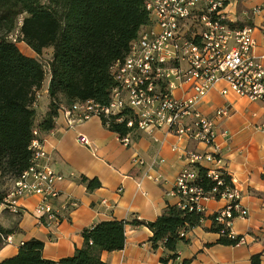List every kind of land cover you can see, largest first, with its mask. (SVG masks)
Here are the masks:
<instances>
[{"label":"crops","instance_id":"crops-1","mask_svg":"<svg viewBox=\"0 0 264 264\" xmlns=\"http://www.w3.org/2000/svg\"><path fill=\"white\" fill-rule=\"evenodd\" d=\"M257 2L252 0L250 5ZM260 19L256 20V23ZM257 54L264 53V30L257 29ZM39 95L40 118L48 112V84ZM223 84L208 93L202 110L212 115L216 109L231 106V115L220 120L217 143L220 147L218 165L207 164L230 176L240 192V204L248 216L234 219L231 231L243 240L236 245L217 243L221 235L211 230L212 220L206 219L190 230L187 243L180 242L178 253L189 264H251V257L261 254L264 264V106L245 97L221 94ZM64 109L56 119L55 129L45 136V147L52 167L64 177L57 184L60 196L55 204L61 207V220L51 228L30 213L41 201L39 195L24 198V213L15 214L0 207V224L6 228L17 224L12 241L0 247V261L17 254L20 245L36 238L44 242V257L58 261L72 256L84 244L82 231L96 223L124 220L126 244L120 251H102L100 258L109 264H174L164 263L162 247L154 250L150 242L153 232L136 221H154L167 204H178L173 195L176 178L187 161L183 150L203 151L195 142H185L166 130L148 135L132 136L133 144L124 146L118 133L93 117L70 127ZM227 132V133H226ZM226 133V134H224ZM90 140V146L80 144L79 135ZM177 147V150H174ZM144 165H136L135 158ZM163 160V162H161ZM148 174L158 178L151 180ZM99 180L101 186L89 190L82 178ZM122 192H119V189ZM206 215L220 212L227 201H203Z\"/></svg>","mask_w":264,"mask_h":264},{"label":"built area","instance_id":"built-area-1","mask_svg":"<svg viewBox=\"0 0 264 264\" xmlns=\"http://www.w3.org/2000/svg\"><path fill=\"white\" fill-rule=\"evenodd\" d=\"M251 1L145 0L149 22L131 43L128 55L113 65L117 85L111 90L109 104L76 101L63 108L67 125L75 127L93 117L102 119L127 111L133 116L128 126L140 133L152 136L164 129L185 142L203 146V151L183 150L188 163L176 178L173 195L183 208L205 211L203 201L216 198L194 185L197 167L221 161L218 125L232 111L229 105L208 115L202 110L204 99L223 84V96L234 93L264 106V53L257 54L255 37L257 29L264 30V0L250 5ZM34 134L32 164L13 181L3 206L21 214L25 210L21 201L39 195L42 199L30 213L51 228L61 220V207L55 200L60 196L57 184L64 177L49 162L45 137L39 138L37 130ZM131 135L120 137L124 146L133 144ZM77 141L87 147L91 144L82 134ZM134 161L145 164L138 157ZM209 176L222 183L219 170L209 168ZM147 177L158 180L151 174ZM221 199L227 201L219 217L225 227L231 229L235 218L248 216L237 188L224 190ZM229 237H234L232 231ZM11 241L9 236L7 243Z\"/></svg>","mask_w":264,"mask_h":264},{"label":"trees","instance_id":"trees-1","mask_svg":"<svg viewBox=\"0 0 264 264\" xmlns=\"http://www.w3.org/2000/svg\"><path fill=\"white\" fill-rule=\"evenodd\" d=\"M148 11L145 0H0V207L5 208L13 181L32 164L35 130L43 139L55 129L60 110L76 101L91 99L104 107L109 104L111 90L117 85L113 65L128 55L131 43L149 22ZM16 32L17 39L38 56L52 49L48 63L50 103L41 118L36 102L47 71L38 58L21 52L11 37ZM121 117L124 119L119 121ZM132 117L125 111L101 120L120 137L135 136L140 132L128 126ZM219 173L221 184L209 176V168L198 166L194 185L219 200L224 190L235 187L230 176ZM81 180L89 190L101 186L97 179ZM221 210L208 216L189 206L167 204L156 220L134 223L153 232L150 242L154 250L164 249L162 262L189 264L190 260L179 256V243H187L186 234L206 219L212 220L211 230L221 235L217 243H239L241 237H229L232 229L219 221ZM126 225L124 220H108L84 229L83 246L58 261L45 258L44 242L32 238L0 264H109L100 254L124 249ZM17 231L18 227L0 224V247ZM262 257L253 255L251 264H261Z\"/></svg>","mask_w":264,"mask_h":264},{"label":"rangeland","instance_id":"rangeland-1","mask_svg":"<svg viewBox=\"0 0 264 264\" xmlns=\"http://www.w3.org/2000/svg\"><path fill=\"white\" fill-rule=\"evenodd\" d=\"M17 34L18 33L16 32L11 37L16 41V43H18L17 45H18L19 49L21 50V52H23L26 55L34 56V57L38 58L43 63V65L45 66V69L47 71V76H46V80L44 82L43 88H42V90L40 92H38V95H40V93L44 91L45 86H46V84H47V82L49 80V70H48L49 69V65H48V63H49V60H50L51 55H52V49L51 48L45 49L43 54L41 56H38L26 43L21 42V41H19L17 39ZM38 95H37V102H36V108L37 109L39 107L38 106L39 105V103H38L39 102ZM16 227H18L17 224L11 226L10 228H16Z\"/></svg>","mask_w":264,"mask_h":264}]
</instances>
